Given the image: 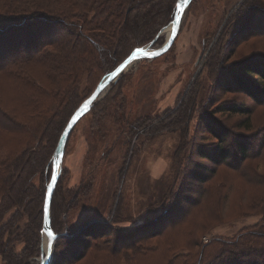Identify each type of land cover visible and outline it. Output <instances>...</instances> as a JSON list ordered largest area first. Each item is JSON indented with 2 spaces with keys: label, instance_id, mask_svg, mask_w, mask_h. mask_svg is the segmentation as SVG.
Returning a JSON list of instances; mask_svg holds the SVG:
<instances>
[{
  "label": "trees",
  "instance_id": "16d2710c",
  "mask_svg": "<svg viewBox=\"0 0 264 264\" xmlns=\"http://www.w3.org/2000/svg\"><path fill=\"white\" fill-rule=\"evenodd\" d=\"M177 1L0 0V264H30L39 255L51 160L64 127L108 73L171 23ZM252 2H239L228 32L216 39L227 33L223 49L249 43L252 53L231 62L215 43L207 90L189 89L175 111L162 113L164 120L127 112L123 94L90 106L95 125L96 116L120 111L118 131L135 136L134 144L174 135L172 180L141 221L123 220L120 193L110 221L80 222L78 215L90 213L85 202H94L95 177L91 170L67 188L60 173L50 202L57 236L51 264H264V161L248 163L256 149L264 153V132L259 140L252 136L255 114L264 111V0ZM214 80L219 90L252 103L216 100ZM83 81L92 82L84 93ZM239 182L250 186L239 216L259 220L230 238L202 242L224 223L229 192Z\"/></svg>",
  "mask_w": 264,
  "mask_h": 264
},
{
  "label": "rangeland",
  "instance_id": "374dc122",
  "mask_svg": "<svg viewBox=\"0 0 264 264\" xmlns=\"http://www.w3.org/2000/svg\"><path fill=\"white\" fill-rule=\"evenodd\" d=\"M240 1L192 0L182 14L177 35L168 51L151 60L134 61L120 75H123L120 82H117L119 77L110 84L107 93L98 101L103 100L107 94L108 99L116 94H123L127 112L137 111V117L148 115L149 112L151 115L155 113L164 120L166 117L162 113L169 111L171 114L175 111L189 89L194 87V90L199 92L207 90L209 81L213 80L207 77L211 71L210 63L216 56V53L210 50L215 43L218 47L221 46L219 49L224 54L231 53V62L252 53L249 43L239 47L233 46L235 44L232 43L233 47L230 45L227 50L223 49L224 44L230 40L227 33L223 39L216 42L221 31L228 32L229 27L226 25L233 19ZM257 1L253 0L252 4ZM164 31L157 38L153 48L164 42ZM232 40H237V37ZM251 41L257 42L255 39ZM261 43L264 48V41ZM200 70L197 78L196 74ZM192 82L195 83L194 86H191ZM213 84H216V80ZM91 86L92 82L83 81L82 93ZM219 87L217 83L214 91L210 93L220 102L235 100L252 103L243 95L223 92ZM152 101L156 102L153 107L156 108L155 111H149L148 108L140 111ZM115 112L107 119L96 116V125L91 113L83 115L72 129L64 147L60 172L62 185L67 188L78 185L81 180L88 178L91 170L96 180L94 192H91L94 202H85L91 206L88 208L90 213L78 215L80 222L92 216L110 221L120 193L124 199L123 220L141 221L148 213L145 208L151 202L159 200L161 193L172 180L169 165L170 154L176 142L174 135L164 134L151 143L146 139L134 144L135 136L129 138L125 131H118L122 124L116 123L114 119L117 114H122L118 110ZM124 115L127 117L128 114ZM216 117L221 118L219 115ZM252 132V136L257 140L261 137L260 132H264L263 110L256 112ZM256 150L251 155L254 159L248 163H260L261 157L264 161V153L257 154ZM246 195H250V186L245 183L239 182L230 190L227 205H224V223L216 224L211 231L205 233L202 242L209 241L214 236L230 238L243 227L253 225L259 220V216H239L237 205ZM129 222L122 225L128 226ZM43 236L42 233L41 243ZM40 260L41 249L39 255L30 260V264H39Z\"/></svg>",
  "mask_w": 264,
  "mask_h": 264
},
{
  "label": "water",
  "instance_id": "95a60500",
  "mask_svg": "<svg viewBox=\"0 0 264 264\" xmlns=\"http://www.w3.org/2000/svg\"><path fill=\"white\" fill-rule=\"evenodd\" d=\"M191 1L192 0L177 1L175 6V11L173 14V19L171 23L168 25L170 27L169 35L165 38L164 42L160 46L153 48L159 35L164 30H166L168 26L164 27L161 30V32H159V34L148 44L133 49L132 52L115 69H113L110 73H108L96 86L93 92L75 110V112L67 122L66 126L64 127L52 155L51 177L47 185L45 197H44L42 233L43 235L48 236L49 240L45 252H43V240H42L41 248H40L41 260L39 264H51L52 262L53 245L57 236L53 233L50 226V202L55 185L57 183V180L61 172L64 147L66 145L67 139L72 129L74 128L75 124L79 121V119L88 112L90 106L95 104L107 93L110 84L115 82L120 77V75L126 70V67L130 63L141 59L151 60L163 55L165 52L168 51V49L173 44V41L177 35L182 14L185 11V9L189 6ZM177 5H179V7H177Z\"/></svg>",
  "mask_w": 264,
  "mask_h": 264
},
{
  "label": "bare ground",
  "instance_id": "6f19581e",
  "mask_svg": "<svg viewBox=\"0 0 264 264\" xmlns=\"http://www.w3.org/2000/svg\"><path fill=\"white\" fill-rule=\"evenodd\" d=\"M169 26H168V28L164 31L165 32V34H166V37L169 35ZM165 36V35H164ZM132 62V61H131ZM133 63V62H132ZM132 63H130L126 68L128 69V67L132 64ZM48 240H49V237L48 236H46V235H44L43 236V252H45L46 251V248H47V243H48ZM37 260V259H36Z\"/></svg>",
  "mask_w": 264,
  "mask_h": 264
},
{
  "label": "snow or ice",
  "instance_id": "6c2138e0",
  "mask_svg": "<svg viewBox=\"0 0 264 264\" xmlns=\"http://www.w3.org/2000/svg\"><path fill=\"white\" fill-rule=\"evenodd\" d=\"M177 7H179V5H177Z\"/></svg>",
  "mask_w": 264,
  "mask_h": 264
}]
</instances>
